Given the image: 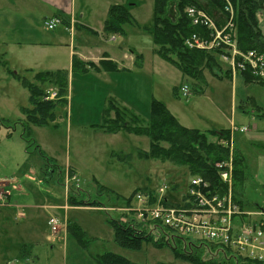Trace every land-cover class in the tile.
Segmentation results:
<instances>
[{
  "label": "rangeland",
  "instance_id": "rangeland-1",
  "mask_svg": "<svg viewBox=\"0 0 264 264\" xmlns=\"http://www.w3.org/2000/svg\"><path fill=\"white\" fill-rule=\"evenodd\" d=\"M71 1L74 23L89 25L99 33L95 36L78 25L81 32H76L74 42L77 52L92 51L99 56L96 48H101L131 72L115 84L93 71L76 73L69 83V107H58L57 120L50 126H31L34 143L28 142L21 137V125L13 126L25 117L22 109L31 108L23 80H33L35 72L46 69L67 70L74 49L71 31L60 23L52 32L45 23L53 18L52 13H60L57 7L51 12L48 9L55 2L61 4L58 10H64L63 17L70 16L67 10H71ZM21 2L0 0V7L7 3L12 9H22L17 12L22 16L13 29L15 33L9 35L6 29L1 33L4 41L0 40V60L5 63L0 66V117L13 123L10 129L15 127L11 138V130L0 129V178L12 182L8 187L11 205L0 208V264H100L97 256L104 253L118 254L135 264L178 263L168 248L144 244L142 250L134 251L115 242L109 219L119 220L124 215L127 222L126 217H136L130 211L138 206L136 190L157 194L159 188L166 187L162 198L180 200L188 191L190 175L186 168L170 162L141 159L139 152L150 148L148 137L101 132L96 126L105 119L109 99L124 102L143 117L150 116L152 101L158 99L186 127L201 131L233 129L232 147L244 158L246 168L243 203L246 210L264 211V174L260 172L264 168L259 167L264 165V149L259 146L264 143L252 137L255 130L250 127L255 124L259 133L264 131V118L253 120L235 110V105L252 110V105H242L249 96L264 107V86H248L240 79H217L208 73V83L183 79L177 67L154 52V0H44L43 7L35 4L32 8ZM116 5L127 7L141 28L126 25V36L112 41V36L106 38L102 33L109 9ZM234 35L237 37V32ZM131 50L144 56L137 68L130 58ZM182 84L192 91L190 97L180 94ZM196 90H204L205 94ZM234 113L236 116H232ZM235 125L249 130L242 132ZM70 168L78 173L70 193L89 205L87 208L68 203L65 183ZM101 186L111 193L103 192ZM123 198H134L133 206L125 205ZM93 204L95 207H91ZM52 217L59 220L56 235L49 226ZM69 226H75L76 233L80 230L81 241L72 235Z\"/></svg>",
  "mask_w": 264,
  "mask_h": 264
},
{
  "label": "trees",
  "instance_id": "trees-1",
  "mask_svg": "<svg viewBox=\"0 0 264 264\" xmlns=\"http://www.w3.org/2000/svg\"><path fill=\"white\" fill-rule=\"evenodd\" d=\"M235 9L234 20L237 27V46L241 52L255 51L264 55V34L259 26L261 14L264 11V0H231ZM154 29L151 32L154 40V52L163 60L177 67L183 74V79H193L208 83L206 73L217 79H229L233 81L232 69L228 67L220 57L221 50H200L191 49L185 45V40L192 34L205 33L201 26H195L192 19L187 15L188 7H197L206 12L211 19L223 28L230 18L225 11L224 3L221 0H154ZM126 25H134L138 28L137 21L131 15L129 9L123 5L112 6L109 9L108 17L104 25V32L107 36H126ZM90 34L98 35L94 30L87 28ZM135 58L136 64L141 66L144 56L135 50L130 51ZM5 63L0 60V66ZM137 68V67H136ZM105 70L116 72L118 64L104 59L98 65L92 62H84L78 56L73 57V72L87 73L90 70ZM243 73V74H242ZM240 74V75H239ZM17 76V74H16ZM243 80L245 85L264 86V77L253 75L250 71L237 72L236 80ZM23 84L30 93L31 108L22 109L25 116L16 123H10L0 117V129L5 128L10 132L11 138L15 127L10 124H20L22 127V139L33 142L31 139V126H50L57 120L56 109L68 107L69 72L66 70L41 71L35 74L33 80L24 79ZM185 84V83H184ZM180 87V91L182 87ZM54 88L56 99H46L49 96L46 86ZM178 89V90H177ZM179 91V88H176ZM192 93V91H190ZM205 94V91H194ZM247 103L253 109H240L235 105L236 112L245 117L252 116L257 120L264 118V107L259 105L257 99L249 96ZM239 109V110H238ZM105 111V119L98 126L104 134L114 135L120 132H127L135 136H145L150 139L149 150H141V159L149 161L170 162L178 167L187 169L190 180L203 178L207 181L212 192L219 190L221 194L228 190L220 177V169L217 164H224L229 161L231 152L233 154V199L241 210L246 209L243 203L245 190L246 168L244 158L231 150L232 130L212 129L201 131L182 125L173 115L168 106L162 101H152L149 117H143L138 112L123 105L114 99H109ZM236 116V113H235ZM264 149V145H260ZM42 156L43 151L36 146ZM126 159V158H125ZM49 160V159H48ZM76 171L70 168V175ZM101 190L111 193L103 186ZM176 189V188H173ZM150 196V203L155 204L158 196L155 192L147 189L136 190L134 197L138 194ZM70 206L88 207L78 197L68 194ZM187 195L184 194L180 200L164 199L165 206L180 207L185 204ZM134 198H123L124 204L131 206ZM91 207H95L93 204ZM127 222L109 219L113 228L116 244L121 248L129 250H142L144 244H152L158 249L168 248L175 256L178 263L174 264H264L263 261L253 260L235 250L231 245H223L214 241L197 240L192 237H185L175 233L166 226L158 225L155 222L140 223L134 217H126ZM247 221L249 219L247 218ZM68 230L78 240H82L81 232L76 227L69 226ZM100 264H135L129 259L115 253H104L98 255ZM171 264V263H163Z\"/></svg>",
  "mask_w": 264,
  "mask_h": 264
},
{
  "label": "built area",
  "instance_id": "built-area-1",
  "mask_svg": "<svg viewBox=\"0 0 264 264\" xmlns=\"http://www.w3.org/2000/svg\"><path fill=\"white\" fill-rule=\"evenodd\" d=\"M221 1L224 3L225 11L230 15L223 28L197 7L186 9L193 25L203 27L205 33L192 34L185 40V45L191 49H220L221 59L230 65L234 74L238 71H250L255 76L264 77V55L255 51L244 53L238 49L234 35L236 28L234 6L231 0ZM60 23V20L52 19L46 23V26L49 30H54ZM181 92L184 97L190 94L187 86H183ZM55 96L53 94L52 98ZM241 131L247 129L242 128ZM217 168L221 171L220 177L224 185L228 186V190L223 194L219 190L212 192L210 184L205 179L194 178L191 180L183 206H165L161 199L155 205H149L147 196L138 195V206L130 211L136 213V218L140 222H155L185 237L231 245L240 254L264 262V212L247 213L235 203L232 193V157L224 164H217ZM72 180L70 178L66 180V187H69ZM6 184L5 180L0 179V208L10 204V192L6 189ZM165 190L166 188L163 187L159 193L163 194ZM49 225L54 234L59 232L57 218L50 219Z\"/></svg>",
  "mask_w": 264,
  "mask_h": 264
},
{
  "label": "crops",
  "instance_id": "crops-1",
  "mask_svg": "<svg viewBox=\"0 0 264 264\" xmlns=\"http://www.w3.org/2000/svg\"><path fill=\"white\" fill-rule=\"evenodd\" d=\"M44 0H22V2H21V4L24 6V7H27V8H32V7H34V5L36 4V5H39V6H41V7H43V2ZM56 3V2H55ZM54 3V5H52L51 7H49L48 9L50 10V12H51V8H53V7H57L58 9H61V4H55ZM66 3H67V1H66ZM0 9H1V13H0V40L1 41H4L2 38H1V33L2 32H4V31H6V29H8V32H9V35L10 34H12V33H15L14 31H13V29H14V27L18 24L17 22H20V18H21V16L22 15H19L17 12L19 11L20 12V10H22L21 8H20V10H16V9H12L7 3H5V5L4 6H1L0 7ZM57 9V11L58 12H60L59 14L58 13H52V17L53 18H56V17H61L63 20L64 19H66V22H65V26H67L68 25V21L70 20V19H74V6H73V3H72V1H71V10H67V11H69L70 13H71V15L70 16H65V17H63V15L61 14V13H65L64 12V10H62V11H59ZM16 10V11H15ZM78 25H81L82 26V28H84V31H86V32H88V33H90L89 31H88V29L87 28H90V29H92L93 27H91V26H89V25H84V24H78ZM77 24H75V29H74V32H73V35H71L70 36V41H71V45H72V47H74V49H73V51L71 52V55H73L72 56V59H70L69 60V64H68V67L66 68L67 70H68V72H69V83H70V79L76 74V73H74L73 72V57H74V55H76V56H78L79 57V59H81L82 61H84V62H92V63H94V64H96V65H98L99 64V62L101 61V60H103L104 59V56L105 55H107L108 56V54L107 53H105L104 51H102L101 50V48H96V50H98V52H99V56H94V54L92 53V51H90L89 53L88 52H85V53H83V52H77V49H76V46L74 45V42H75V37L77 36L76 35V32L77 33H79V32H81L80 30H79V28L77 27L78 26ZM259 26H260V29L262 30V32H263V34H264V11H263V13L261 14V17H260V20H259ZM61 30V29H60ZM60 30L59 31H57V33H59L60 32ZM93 30V29H92ZM95 31V30H94ZM52 32H54V31H52ZM96 32V31H95ZM104 34V26H103V33H102V35ZM14 35V34H13ZM95 36H99V33H98V35H95ZM111 36H107L106 35V38H110ZM117 37H120V36H112V41H116L117 39ZM34 40L36 41L37 39L36 38H34ZM108 41H109V39H108ZM132 54V53H131ZM131 56V55H130ZM132 56H133V54H132ZM134 57V56H133ZM133 57H130L131 58V60H133V62L135 63V58H133ZM108 59H110L111 61H115V60H113L110 56H108ZM124 60H126V59H124ZM116 62V61H115ZM47 67H44V69H46ZM118 68H119V70L118 71H116V72H109V71H105V70H90V71H88L87 73H89V72H91V71H93V73L94 74H99V75H105L106 76V79H107V82L108 83H111V84H115L116 82H115V80L116 81H123V77H122V75L123 74H126V73H129V72H131L128 68H124L123 67V65H120V64H118ZM32 70V69H31ZM50 69H46L45 71H49ZM127 71V72H126ZM17 73H15V75H16ZM35 74H36V72L34 73V76H35ZM34 76H33V78H34ZM122 78V79H121ZM117 86H119L118 84H116ZM129 87V86H128ZM49 90L50 91H53L54 90V88L52 89V88H49ZM48 90V91H49ZM69 91V90H68ZM69 93V92H68ZM123 104H124V102H122ZM168 106V105H167ZM68 107H69V105H68ZM168 108L170 109V107L168 106ZM233 108H234V106H233ZM171 110V109H170ZM233 115H235V113L234 114H232V116ZM246 118H247V116H246ZM255 118H253V120H254ZM263 120V119H262ZM243 127H246V126H243ZM253 130H255V131H253V138H255V139H257L258 141H263V143H264V131H262V132H258L259 131V128H257V125H255V124H253L252 126H250ZM232 136H233V134H232ZM262 143V142H261ZM231 146H232V143H231ZM260 146V145H259ZM261 161H263L264 162V157H263V159L261 160ZM259 167H260V169H262V168H264V165H261V164H259ZM76 171V170H75ZM261 173H262V175L264 174V169H262L261 171H260ZM76 173H77V171H76ZM259 174V173H258ZM77 175H78V173H77ZM260 175V174H259ZM2 179V178H1ZM6 181H7V179H5ZM12 195V194H11ZM11 199H12V196H11ZM75 207V206H74ZM79 207H81V206H79ZM85 208H87V207H85ZM67 209H71V207L70 206H68L67 207ZM69 232V231H68ZM59 239V238H58ZM60 239H61V237H60ZM98 257V256H97Z\"/></svg>",
  "mask_w": 264,
  "mask_h": 264
},
{
  "label": "bare ground",
  "instance_id": "bare-ground-1",
  "mask_svg": "<svg viewBox=\"0 0 264 264\" xmlns=\"http://www.w3.org/2000/svg\"><path fill=\"white\" fill-rule=\"evenodd\" d=\"M238 45V44H237ZM239 73V72H238ZM243 74V73H242ZM240 75V74H239Z\"/></svg>",
  "mask_w": 264,
  "mask_h": 264
}]
</instances>
